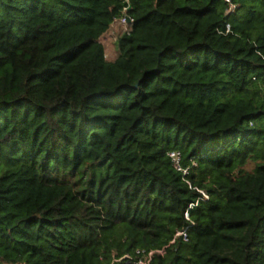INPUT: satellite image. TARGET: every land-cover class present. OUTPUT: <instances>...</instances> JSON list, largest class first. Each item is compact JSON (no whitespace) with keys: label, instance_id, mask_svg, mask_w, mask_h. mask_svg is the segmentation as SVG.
<instances>
[{"label":"trees","instance_id":"16d2710c","mask_svg":"<svg viewBox=\"0 0 264 264\" xmlns=\"http://www.w3.org/2000/svg\"><path fill=\"white\" fill-rule=\"evenodd\" d=\"M231 1L0 0V264H264V0Z\"/></svg>","mask_w":264,"mask_h":264},{"label":"built area","instance_id":"2783aa9c","mask_svg":"<svg viewBox=\"0 0 264 264\" xmlns=\"http://www.w3.org/2000/svg\"><path fill=\"white\" fill-rule=\"evenodd\" d=\"M227 2L229 3V6H230V10L234 9L235 8V5L232 3L231 0H227ZM122 20L125 22V23H129L130 20L129 18H126V17H123ZM230 30V26L228 25L227 26V31ZM168 156L171 160V163L173 165V167L181 173V175L183 176V179H186L187 176L189 175L190 173V170H191V167L190 166H184L183 165V155H182V152L180 150H177V149H172L168 152ZM186 181L188 182V184L191 186V183L189 180L186 179ZM207 198L208 196L205 194V192H202ZM179 235H182L184 237L185 240H188V235H187V232L184 230V231H180L177 233V236ZM139 252V251H138ZM153 254V251L149 252L148 255L144 256V257H141L139 259V263L140 264H149V261L151 259V256Z\"/></svg>","mask_w":264,"mask_h":264},{"label":"rangeland","instance_id":"374dc122","mask_svg":"<svg viewBox=\"0 0 264 264\" xmlns=\"http://www.w3.org/2000/svg\"><path fill=\"white\" fill-rule=\"evenodd\" d=\"M130 30V24L125 23L122 18L113 22L109 30L102 36L101 40L105 47V55L108 60H114L118 55L117 40L125 32ZM249 168L253 164H248Z\"/></svg>","mask_w":264,"mask_h":264}]
</instances>
